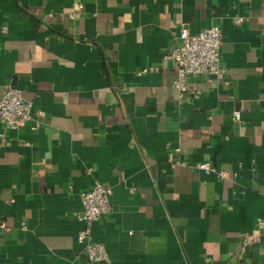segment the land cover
<instances>
[{
    "label": "crops",
    "instance_id": "0c3cea01",
    "mask_svg": "<svg viewBox=\"0 0 264 264\" xmlns=\"http://www.w3.org/2000/svg\"><path fill=\"white\" fill-rule=\"evenodd\" d=\"M216 24L224 77L179 91L173 38ZM8 86L44 117L0 122V264H92L73 213L96 182L108 264H264V0H0Z\"/></svg>",
    "mask_w": 264,
    "mask_h": 264
},
{
    "label": "built area",
    "instance_id": "2783aa9c",
    "mask_svg": "<svg viewBox=\"0 0 264 264\" xmlns=\"http://www.w3.org/2000/svg\"><path fill=\"white\" fill-rule=\"evenodd\" d=\"M69 17L74 19L75 15L71 13ZM244 21L245 19L241 17L233 19L234 24L238 26L242 25ZM1 31L7 33L8 27H2ZM222 46L223 29L217 24L195 34L182 29L173 38L172 45L164 56V62L172 63L177 73L174 87L182 91L185 89L188 79L195 80L208 75L222 79L225 75L221 57ZM152 70V68H145L139 71L138 75ZM181 98H183L182 95ZM35 116L42 118L44 113L42 111L34 112L33 104L25 99L22 90L13 86L6 87L4 95L0 99V122L8 129H21L34 120ZM232 120L241 123L243 121L242 113L235 110ZM197 169L205 175L215 174L221 180L229 178L226 171L217 169L210 162L199 164ZM132 192H135V189H132ZM112 193V187L96 182L90 190L80 193L81 209L73 213L77 221L88 226L86 230L79 233L78 240L85 244L86 257L92 264H108L110 262L105 245L94 241L89 227L110 214ZM257 228L261 234L260 237H264V218L258 220ZM259 241L260 238L256 240L251 237L244 238L242 252L247 251L253 243Z\"/></svg>",
    "mask_w": 264,
    "mask_h": 264
}]
</instances>
